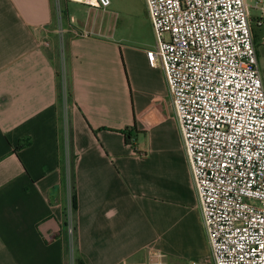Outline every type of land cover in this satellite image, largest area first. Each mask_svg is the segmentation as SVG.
I'll return each mask as SVG.
<instances>
[{
	"label": "crops",
	"instance_id": "0c3cea01",
	"mask_svg": "<svg viewBox=\"0 0 264 264\" xmlns=\"http://www.w3.org/2000/svg\"><path fill=\"white\" fill-rule=\"evenodd\" d=\"M54 3L0 0V264H68ZM107 6L63 2L65 26L85 34L65 35L77 249L84 264L183 261L207 233L166 75L148 61L153 27L146 8L140 32H120Z\"/></svg>",
	"mask_w": 264,
	"mask_h": 264
},
{
	"label": "built area",
	"instance_id": "2783aa9c",
	"mask_svg": "<svg viewBox=\"0 0 264 264\" xmlns=\"http://www.w3.org/2000/svg\"><path fill=\"white\" fill-rule=\"evenodd\" d=\"M64 1L97 8L108 3L55 0L58 49L66 63V33L85 34L73 21L65 26ZM145 2L156 43L148 61L166 75L214 264H264V80L250 16L251 8L258 10L257 24H263L264 0L252 7L246 0ZM35 32L50 48V28ZM65 129L69 163L68 117ZM66 214L71 236V200ZM153 257L164 264L160 252Z\"/></svg>",
	"mask_w": 264,
	"mask_h": 264
},
{
	"label": "rangeland",
	"instance_id": "374dc122",
	"mask_svg": "<svg viewBox=\"0 0 264 264\" xmlns=\"http://www.w3.org/2000/svg\"><path fill=\"white\" fill-rule=\"evenodd\" d=\"M112 4L107 6L108 10L110 11V14L113 15L114 19L119 23V30L122 31H129V29H134V33L140 32L142 30V21L145 20V11H146V2L145 0H111ZM73 8L77 7V5H72ZM79 6V5H78ZM252 17L256 16V11L252 10ZM253 31L257 38V43L259 44V68L261 76L264 80V44L260 43V37L261 32L258 27L257 22L253 23ZM132 33V32H131ZM128 35V34H127ZM58 62H59V72L61 76V86H62V93L63 88H67L68 90V58H66V63L64 60V57L62 56L61 52H59L58 49ZM66 90V91H67ZM69 92V90H68ZM64 101L61 103V117L62 122H66V118L68 117L69 108L65 107ZM69 105V104H68ZM70 106V105H69ZM68 112V113H67ZM69 168V165L68 167ZM67 184L64 191V201L65 206L64 208L68 207V203L70 200H72V188H71V178H70V169H67ZM64 232L66 235V259L68 264H76V258H77V246L75 242V231H73V234L71 236L68 233V227L67 225H64ZM206 234V232H205ZM71 240H70V238ZM143 258V264H154L155 258L153 257V254L147 253L144 254ZM185 260L183 261H171L168 258H163L164 264H191L194 261H198L202 264H214L212 253L210 250V246L208 243L207 235H206V242L204 245H202L200 248L193 252H188L187 255H185Z\"/></svg>",
	"mask_w": 264,
	"mask_h": 264
},
{
	"label": "trees",
	"instance_id": "16d2710c",
	"mask_svg": "<svg viewBox=\"0 0 264 264\" xmlns=\"http://www.w3.org/2000/svg\"><path fill=\"white\" fill-rule=\"evenodd\" d=\"M59 78L61 79L60 74H58ZM59 90H60V104L63 101V94H62V86H61V80L59 83ZM68 99L69 102H71V94L70 91L68 92ZM130 129H126L124 131H122V133L124 135H127V132ZM69 165V168H67ZM60 166H61V187L63 189V191H65V187L67 184V180H68V176H67V169H70L69 173H70V178H71V188H72V200H71V209H72V214H73V220H74V231H75V241H76V246L78 245V228H77V218H76V214H77V195H76V176H75V156L74 154L71 152L70 153V161L69 163L66 160V155H65V148L64 145L62 143V156H61V160H60ZM66 208H64V225H67V214H66ZM78 252V249H77ZM76 264H84L83 261V257L79 254V252L77 253V258H76Z\"/></svg>",
	"mask_w": 264,
	"mask_h": 264
},
{
	"label": "water",
	"instance_id": "95a60500",
	"mask_svg": "<svg viewBox=\"0 0 264 264\" xmlns=\"http://www.w3.org/2000/svg\"><path fill=\"white\" fill-rule=\"evenodd\" d=\"M104 1H106V0H104Z\"/></svg>",
	"mask_w": 264,
	"mask_h": 264
}]
</instances>
